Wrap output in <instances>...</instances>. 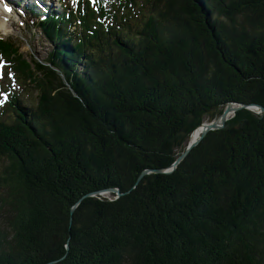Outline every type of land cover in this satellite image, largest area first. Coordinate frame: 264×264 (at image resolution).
Here are the masks:
<instances>
[{"label": "trees", "instance_id": "obj_1", "mask_svg": "<svg viewBox=\"0 0 264 264\" xmlns=\"http://www.w3.org/2000/svg\"><path fill=\"white\" fill-rule=\"evenodd\" d=\"M89 4L40 17L41 63L0 39V264H264V114L139 182L264 108V0Z\"/></svg>", "mask_w": 264, "mask_h": 264}, {"label": "rangeland", "instance_id": "obj_2", "mask_svg": "<svg viewBox=\"0 0 264 264\" xmlns=\"http://www.w3.org/2000/svg\"><path fill=\"white\" fill-rule=\"evenodd\" d=\"M76 0H73L72 4H73V8L75 6L74 2ZM108 1V0H106ZM26 4H29V3H26ZM5 5H7L8 8L11 9L12 12H7L4 10L5 8ZM66 3L65 1L61 0L60 2H57V1H54L53 2V6L54 8L56 7H62V6H65ZM68 5V3H67ZM100 9V8H99ZM98 9V10H99ZM41 10V9H40ZM6 13H8L9 15H6ZM19 13H17L15 11V9L13 8V6H10L6 0H0V38H5V39H10L11 41L15 42L16 44L20 45V50H21V54L24 55V57L26 58V61L29 63L32 61V59H36L37 61H39V63H41L42 61H45L49 54L52 52V49H53V46L50 42L47 41V39L44 37L43 33L41 32V30L36 27L35 25H32L33 22H31V19H30V13L27 12V11H23L22 12V18L19 19ZM9 18H11L9 20ZM41 20V19H40ZM31 24V26L29 25ZM14 65V64H13ZM13 65L8 62L6 64V70L5 68L3 67V74L1 76V73H0V81H3L4 80V77H5V74H6V71L7 73L9 74L10 72H14L13 70ZM11 68V70H10ZM17 83V82H16ZM20 81L18 82L17 86H19ZM22 86V84H21ZM0 88H1V84H0ZM0 92H1V89H0ZM31 92V91H30ZM230 104H237V106H242V108L239 110V111H242V110H248L250 112H253L257 115H263L264 113H259V110L258 109H251L249 106L251 105H245V104H239V103H230ZM254 105V104H253ZM228 106V105H227ZM248 106V107H247ZM254 106H257V105H254ZM247 107V108H245ZM225 110V109H224ZM237 111L235 113V115H232L229 120L233 119L236 114L239 112ZM224 112V111H223ZM221 116V115H220ZM219 116V117H220ZM218 117V118H219ZM217 118V119H218ZM216 119V120H217ZM228 120V121H229ZM215 121V120H214ZM212 121V122H214ZM227 121V122H228ZM205 123H211V122H208L206 121ZM204 124V123H203ZM202 124V125H203ZM201 125V126H202ZM200 126V127H201ZM199 127V128H200ZM226 127V126H225ZM224 129V128H223ZM214 132V131H212ZM209 134V133H208ZM207 134V135H208ZM193 135V134H192ZM191 135V136H192ZM191 136H190V139L188 141V144H187V147L190 143V140H191ZM201 143V142H200ZM199 143V144H200ZM198 144V145H199ZM197 145V146H198ZM196 146V147H197ZM194 147V148H196ZM193 148V149H194ZM187 149V148H186ZM192 149V150H193ZM191 150V151H192ZM185 152V151H184ZM183 152V153H184ZM190 154V153H189ZM188 154V155H189ZM181 156V155H180ZM178 156V158L180 157ZM188 157V156H187ZM186 157V158H187ZM177 158V159H178ZM185 158V159H186ZM176 159V160H177ZM184 159V160H185ZM183 160V161H184ZM182 161V162H183ZM176 162V161H175ZM181 162V163H182ZM180 163V164H181ZM179 164V165H180ZM174 165V164H173ZM172 165V166H173ZM178 165V166H179ZM171 166V167H172ZM0 167H1V164H0ZM170 167V168H171ZM169 168V169H170ZM178 168V167H177ZM177 168L175 169V171L177 170ZM168 170V169H167ZM173 173V172H172ZM152 174H156V173H152ZM167 174H171V173H167ZM143 179V178H142ZM141 179V180H142ZM101 192V191H100ZM97 193V192H96ZM95 194V193H94ZM112 194H115V197L112 196ZM90 197H101V198H107V199H118L120 198L118 196V194L116 193H110V194H106V195H103V196H100V195H93V196H90Z\"/></svg>", "mask_w": 264, "mask_h": 264}, {"label": "water", "instance_id": "obj_3", "mask_svg": "<svg viewBox=\"0 0 264 264\" xmlns=\"http://www.w3.org/2000/svg\"><path fill=\"white\" fill-rule=\"evenodd\" d=\"M247 107H245V108H247ZM249 107L251 109H254V108L258 109L259 113H264V108L261 107V106L251 105ZM241 108H242V106H237V104H228V106L225 108L224 112L221 114V116L217 120H215L214 122H211V123H204L200 128L197 129V130L201 129L200 138L198 140H196V141L190 140V143H189L187 149L185 150V152L181 154V156L176 160V162L174 163V165L170 169H168V170L146 171L139 178V182L144 176H146L148 174H151V173H156V174L166 173L167 174V173L174 172L175 169L178 167V165L188 156V154L191 152V150L194 147H196L207 136L208 133H210L212 131H219V130H222L223 128H225L229 118L232 115H235V113L237 111H239ZM110 193H116V194H118L119 197L122 196V193L118 189L103 190L101 192H97V193L89 195V196H93V195L103 196V195L110 194ZM89 196H87V197H89Z\"/></svg>", "mask_w": 264, "mask_h": 264}, {"label": "bare ground", "instance_id": "obj_4", "mask_svg": "<svg viewBox=\"0 0 264 264\" xmlns=\"http://www.w3.org/2000/svg\"><path fill=\"white\" fill-rule=\"evenodd\" d=\"M87 2H89V1H87ZM90 3V2H89ZM89 6H90V4H89ZM95 6V5H94ZM63 16V15H62ZM200 136H201V129H199V130H197V131H195L194 133H193V135H192V137H191V140L192 141H196V140H198L199 138H200Z\"/></svg>", "mask_w": 264, "mask_h": 264}, {"label": "snow or ice", "instance_id": "obj_5", "mask_svg": "<svg viewBox=\"0 0 264 264\" xmlns=\"http://www.w3.org/2000/svg\"><path fill=\"white\" fill-rule=\"evenodd\" d=\"M93 2H95V0H93ZM4 10H5V11H11V9L7 7V5H5Z\"/></svg>", "mask_w": 264, "mask_h": 264}]
</instances>
